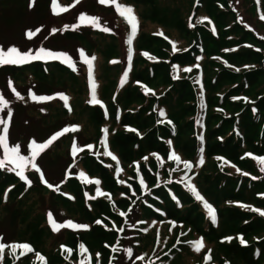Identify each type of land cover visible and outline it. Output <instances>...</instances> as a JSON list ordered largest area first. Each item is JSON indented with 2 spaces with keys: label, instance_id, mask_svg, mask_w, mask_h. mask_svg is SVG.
<instances>
[{
  "label": "rangeland",
  "instance_id": "1",
  "mask_svg": "<svg viewBox=\"0 0 264 264\" xmlns=\"http://www.w3.org/2000/svg\"><path fill=\"white\" fill-rule=\"evenodd\" d=\"M131 1L117 0L122 6L132 8L138 22L137 32L132 37L131 45H129L127 41L131 36V26L124 17L119 15L111 3L101 4L99 0H80L79 3H76V0H58L59 7H66L68 11L55 15L52 7L53 0H34V3L33 0H0V48L7 50L14 46L22 53L31 52L33 55L43 48L60 56L59 59L32 60L34 63L32 65L40 62L38 65L45 68L44 70L40 67V70L43 69V74L46 73L45 77L49 78L48 87L41 90L32 85L27 86L28 81L34 80L31 74L28 75L27 70H24L19 77L22 81H18L22 84L28 82L24 88L19 87L18 83L12 80L6 72L0 71V95H3L7 101V107L0 111V119L8 120V111L11 110V119L8 125L9 147L19 145L20 154L31 160L30 145L33 140L37 144H43L53 135L66 128L78 127L77 131H68L60 135L51 143L47 152L45 149L32 161L40 169V172L33 169L31 163L28 164L24 172L27 182L20 179L16 174L19 170L13 169V166L7 165L3 169L10 173L8 175L10 183L0 189V243L9 245L26 243L31 246L33 251L20 256V252L23 250L17 249L16 254L13 255L12 250L6 248L3 258L0 259V264H47L49 261L69 264H81V261L84 264H165L162 260L166 255L169 258L174 256L173 251L177 255L172 264H236L235 259L224 255L219 245L217 246L216 243L207 244L204 238L192 233L188 226H175V223H160L152 219L151 213H154V209H158L150 203L143 206L136 201L137 194L134 189H131L129 183L132 178L137 180L140 185V195L148 193L149 186L146 183L147 180L140 173V167L151 174H156L157 171L158 183H163L173 176L177 180L181 179L182 184L187 185L190 190L191 187H194L196 192L203 197V200L197 201L202 203L204 207L205 202H207L215 211L214 223L217 220V211L226 205L240 210L258 209L264 211V206L247 202L246 199L245 202L233 201L220 204V200L215 201L213 197H206L205 193L202 192L204 186L201 184L204 174L220 176L227 172L236 178L241 176L246 180L253 177L262 178L258 179L257 182L264 185V171L261 170L264 165L258 162V158L264 157V153L254 154L250 151L241 153L240 160L250 162L257 170L256 173L251 174L238 164L228 161L226 157L214 156L211 160L205 161L204 152L187 155L180 149L179 144L181 145L183 142L190 144V136L193 134L196 135V138L202 139L204 143L207 142L205 134L207 124L210 122L208 116L210 119L214 118L212 114L218 112L217 109L222 105L223 99L221 101V98L216 97L218 104L209 107L206 94L203 91L201 93L203 103L198 104V108L192 115L183 119L188 122L192 118L193 124L196 126L195 129H192V132H184L180 142L176 136L163 139L169 148L167 160L156 154H148L141 160L130 158L124 162L121 159V152L112 142L114 136L132 134L139 137L144 135L154 124L161 123V125L166 124L172 128L169 120H159L155 116V107L152 102L153 99L155 101L161 100L160 94L169 91V84L183 75L180 71L175 70L171 76H168L169 82L166 85H155L153 82L160 81L159 77L162 75L153 76V68L149 64L159 63L160 60L167 59L165 58L166 55L173 52L172 39L178 41L175 38L178 37L176 36L178 32H175L173 21L175 22L179 15L184 18L186 13L187 15L190 13L194 5L197 8V5L200 4V0H156L154 7L151 8V6L134 5ZM241 4L242 0H232L229 5L241 10L244 8ZM156 9L157 11H155ZM153 11L157 17L149 21L147 17H150V13ZM202 13L200 10L199 14ZM81 14L98 18V26L80 25L79 17ZM242 14L245 15L240 11V15ZM229 24L228 19L220 29L226 28ZM77 25L79 26L77 27ZM185 26L188 29L190 24L185 23ZM104 28L109 29V31H104ZM37 29L40 31L29 39L27 33L29 31L35 32ZM96 30H100L102 33L98 34ZM65 31L83 34L91 49L83 42L66 41L63 38ZM140 33H144L143 36L148 38L150 43H145L139 48L140 42L137 37ZM153 35H156V38H150ZM109 38H112L113 41H110ZM178 39L181 40L179 37ZM106 43L107 46L105 47ZM113 43L116 46L117 54L108 57L109 60L105 61L103 59L106 58L105 51ZM181 43V46L185 45L184 41ZM129 48H131L130 60ZM135 48L138 50L135 51ZM240 48L257 49L251 43L242 45ZM234 49L235 47L230 45L228 49L224 47L220 51ZM81 50L88 58L95 57L92 80L89 79L88 66L80 55ZM133 52L134 56H141L142 60L136 67H134L136 63L133 62ZM65 56L72 61L71 67L75 68V71L74 76L62 78V83L56 81L58 76L54 74L52 68L59 69L63 64H69L65 61ZM207 59L216 61L217 57L210 56ZM113 61L116 62L113 63ZM217 62L219 61L217 60ZM193 64L202 65H196L194 71L198 80H202V83L199 82L200 86L204 88V77H208L211 82L214 74L211 70L205 71L204 62L201 60L194 61ZM144 65L146 68H143ZM221 66L227 70L239 69L234 63H224ZM25 67L28 65L23 68ZM80 67L82 68L79 69ZM172 68L174 67H168V71L171 72ZM139 70L147 72L145 74L147 79L138 81L133 78L135 72ZM125 72H127V79L121 86ZM93 81L96 84V99L99 103L90 102L92 100L91 84ZM231 86L233 88L232 83H225L214 93L222 95ZM12 88L15 89V92L12 91ZM259 89L260 87L257 88V91ZM146 90L149 91L146 92ZM16 93H19V96L20 93L26 94L28 101L20 100ZM128 93L131 95L129 96ZM31 94H35L37 97H54V99L33 101ZM61 94L69 98L68 107L59 98ZM223 94L227 97L228 102H225L229 105L232 106L236 102L237 96L229 93ZM78 96L80 99L85 96L87 99L85 102L90 106L99 108L104 117L101 124L97 125L91 121L85 103H82L80 107L77 106L76 99ZM238 100L242 106L254 108L255 104L250 98L243 96L239 98L238 96ZM19 101L23 103L25 101V104L28 103V105H20ZM167 106L168 108L162 105L159 109L164 114L175 110L172 103H168ZM53 107L55 108L53 109ZM45 109H48L52 115H60L63 121H56L55 124L48 125L45 124V121L41 123L38 114H44ZM111 109L113 110L112 114L110 113ZM127 112L141 113L142 117H148L145 125L138 121L139 126L121 127L120 119ZM45 115L42 117H46ZM112 115L114 117L117 115L119 118L114 120ZM32 116L37 117L41 124ZM63 123H69V125ZM178 124L183 127L182 122ZM3 127L0 125V134H3ZM105 129L107 130L106 135ZM74 147L76 148L75 153L73 152ZM106 151L115 156L116 160H113L112 156L106 155ZM173 153L180 158L179 161L170 159ZM3 159L4 149L0 147V160ZM201 160L203 161L202 164L200 163ZM185 162L190 163L192 167L185 169ZM99 167L105 169L106 173L109 174L111 187L104 184L99 177ZM117 169L120 171L118 172ZM131 173L135 177H132ZM14 174L18 177V181L21 180L19 181L22 184L20 192H16L14 196L7 198L9 189L18 183ZM41 174H43V180ZM141 180L144 182L143 185L140 183ZM196 180L201 187L196 184ZM12 181L14 182L11 183ZM95 181H99V184H96ZM244 183H248L249 186L253 185V182L244 181ZM48 184L53 187L49 188ZM31 185L32 187L29 188ZM121 188H126L132 197L123 192ZM97 189L104 195H98ZM21 195L22 197L19 198ZM194 195L196 197L195 193ZM263 198L264 191H257L251 195L249 201ZM8 205L11 208L19 207L21 210V220L19 223H15L13 227L4 219V208L6 209ZM100 208L107 211L109 216L102 214ZM205 209L208 211L206 207ZM140 212L145 214L141 220L137 215ZM252 212L264 218L259 212ZM49 213L52 214L53 221L57 224L65 225L70 221L80 227H61L59 231H53L48 219ZM86 214L88 217H84ZM92 226L100 227L103 231L111 232L113 235L98 241L92 240L89 237ZM262 233L264 230L251 234L249 238H244L237 231H232V233L225 235L224 239L239 243L242 239L246 243V241L255 239ZM34 234L37 236L36 239L33 238ZM199 241H202L203 247L200 251H195L191 242ZM80 245H83L84 248L81 249ZM129 249L131 250L130 256L128 254ZM37 254L44 259L40 260Z\"/></svg>",
  "mask_w": 264,
  "mask_h": 264
},
{
  "label": "trees",
  "instance_id": "2",
  "mask_svg": "<svg viewBox=\"0 0 264 264\" xmlns=\"http://www.w3.org/2000/svg\"><path fill=\"white\" fill-rule=\"evenodd\" d=\"M154 1L157 2L156 0H132L131 2H133L134 5L151 6V8H153L155 5ZM231 2L232 0H200V4L197 5V8L194 7V5L188 15L186 13L184 18H181L179 15L180 18L178 16L176 17V21H173L175 32H178L176 36L181 38V40L175 37L178 40L176 41L168 35L174 43H171L173 52L166 55L165 58L167 59H162L159 63L149 64L150 67L152 66L153 68V76L158 74L162 75L159 77L160 81H152L155 85H166L169 82L168 76H171L175 70L180 71L181 75H183L169 84V91L167 90L163 94H160L161 100L158 99L159 101L156 100L158 101L156 102L153 97H151L155 107V116L159 118V120H169L172 124V128L166 124L161 125V123L154 124L144 135L139 137L132 134H118L114 136L112 142L121 152V159L124 162H127L130 158L141 160L148 154L159 155V157L165 160L168 157L169 148L168 145L163 142V139L176 136L178 142H180L184 132H192V129H195L196 126L193 124L192 118H190L191 120L188 122L183 119L186 116L192 115L198 108V104L203 103L201 99V93L203 91L206 94V101L209 107L218 104L217 102L220 98L221 101L223 99L222 105L217 109L218 112L212 114L214 118L210 119V116H208V121L210 122L207 124L205 134L207 142L204 143L202 139L196 138V135L193 134V136H190V144H188V142H183L181 145L179 144L180 149L187 155H193L195 152H204L205 161L211 160L214 156L226 157L228 161L238 164L248 173L254 174L257 172L253 164L248 161H242L239 157L243 151H250L254 154L264 153V19H261V16H264V0H242L241 5L244 8H241V10L229 5ZM200 10H202V14H199ZM155 11H157V9ZM155 11L150 13V17H147L149 21L156 19L157 14ZM240 11L245 15H240ZM228 19L230 24L226 28L220 29ZM185 23L190 24L188 29ZM96 32L98 34L102 33L100 30H96ZM103 33L105 34V32ZM143 34L140 33L137 37L140 42L139 48L145 43H150L148 38H145ZM63 35L66 41L83 42L91 49L90 44L85 41V36L83 34L65 31ZM150 38H156V35ZM109 39L113 41L112 38ZM186 39L187 41H185ZM181 41H184V46H181ZM151 43H153V41H151ZM248 43L255 45L257 49L240 48L242 45ZM230 45L235 47V49L220 51V49L224 47L228 49ZM106 46L107 43L105 47ZM137 50L138 49L135 48V51ZM114 54L116 55L117 53L116 46L113 43L109 45L105 51L106 58L103 59L105 61L109 60L107 58L114 56ZM210 56H216L219 62H217V60H208L207 58ZM199 60L204 62L203 67L206 68L205 71L211 70L214 74L211 79L212 83L208 77H204V88L200 86L199 82L202 83V80H198L197 74L194 71L196 65L202 66L200 64H193L194 61ZM141 61V56H134L133 62L136 63L134 67L138 66ZM224 63H234L239 69L238 71L224 69L221 66ZM29 64L32 65L34 63L30 61ZM29 64L3 65L0 66V71L6 72L12 80L18 83L19 87L24 88L29 82L27 86L32 85L39 90L47 88V81L49 78L45 77L46 73L43 74L45 68L38 65L40 62H36V65L32 66ZM26 65H28V67L23 68ZM171 66L174 68L169 72L168 67L171 68ZM40 67L44 70H40ZM61 68H52V70L54 69V74L58 76L56 81L63 83L62 78L74 76L73 67L69 64H65V66ZM65 68H67V70H65ZM81 68L82 67L79 69ZM143 68H146V66L144 65ZM184 69L191 70L184 71ZM24 70H27L28 75L31 74L34 80L25 82V84L18 82L22 81L19 77H21ZM135 73V76H133L134 79L138 81L147 79L145 76L147 72H145V70H139ZM225 83H232L234 89L231 86L223 93L237 96L236 102L232 106L227 103V97L224 96L223 93L222 95L214 93V91ZM259 87L260 89L257 91ZM128 95L130 96L131 93H128ZM238 96L239 98L243 96L253 100L255 104L254 108H249L245 105L242 106L238 100ZM20 97H23V99L20 100L25 99V101H28L26 94L20 93ZM254 97L255 99H253ZM86 100L85 96H82L81 99L78 96L76 99L77 106L80 107L82 103H85V108L89 111L91 121L97 125L101 124L104 117L99 108L90 106L85 102ZM25 101L24 103L19 101V104L27 106L28 103L25 104ZM168 103H172L175 110L170 113L168 109V114L161 116L160 112L162 110H160L159 107L164 105L168 108ZM54 108L55 107H53V109ZM110 113H113L112 109ZM30 114H32V112H30ZM44 114H46V117H42ZM44 114H38L40 115L38 118L41 123L45 121L46 125L55 124L56 121H63L60 115H52L48 112V109H45ZM134 114L131 112L124 114L122 119H120L121 127L126 128L130 125L139 126L138 121H140L142 125H145L148 117H142L141 113ZM50 117L51 119H49ZM33 118L37 120V117L34 116ZM118 118L117 115H115V117L112 115V119L117 120ZM179 122H182L183 127H180L178 124ZM63 124L69 125V123ZM47 151L48 148L45 152ZM47 155H49V153H47ZM3 169L4 168L0 169V189L10 183V179L8 178L10 173ZM140 173L144 176V179L147 180L146 183L149 186L148 193L140 195V185L138 181L133 178L129 180L130 187L134 189L137 194L135 198L136 201L140 202L143 206L150 203L158 209H154V213H151L152 219L160 223H175V226H188L192 233L204 238L207 244L211 245L216 243L217 246L219 245L224 255L235 259L236 264H264V233L260 234L255 239L246 241V243L224 239V236L228 233H232V231H237L239 234L243 235L244 238H249L251 234L262 232L264 230V218L259 217L250 210H240L226 205V207L217 211L216 224L212 221L208 211L202 206V203L197 201L194 193L187 185L182 184L181 179L177 180L172 176L165 182L158 183L157 171L156 174H151L143 167H140ZM131 175L135 177L134 174L131 173ZM14 177L15 179L17 178L18 181V177L15 174ZM99 177L104 184L110 187L112 186V184H110L109 174L106 173L105 169L100 167ZM258 179L262 178H247L246 180V178L241 176L236 178L234 175L228 174L227 172L220 176H213L207 173L204 174L203 182L201 183L204 186L202 192L205 193L206 197H213L215 201L220 200V204L233 201L245 202L247 200V202H251L255 205L264 206V198L261 200L249 201L254 192L264 191V185L258 183ZM19 181L16 183L17 186L14 185L9 189L7 198L14 196L16 192H20V186L22 184ZM244 181L253 182V185L249 186V184L244 183ZM13 182L14 181L11 183ZM196 184L200 186L197 180ZM31 187L32 185L29 186V188ZM121 190L128 196L131 195L127 192L126 188H121ZM22 195L19 198H21ZM100 209L102 210V214L109 216L107 211L102 208ZM4 210V219L10 226L13 227L15 223H19L21 220V210L19 207L14 206L11 208V206L8 205ZM137 215L139 220H141L145 214L140 212ZM84 217H88V214L84 215ZM111 235H113L111 232L103 231L100 227L96 226H92L89 232L90 239L95 241ZM33 238H37L36 234L33 235ZM173 253L174 256H170L169 258L166 255L162 261H164L165 264H172V261L177 255L175 251H173ZM47 264L69 263H54V261H49Z\"/></svg>",
  "mask_w": 264,
  "mask_h": 264
},
{
  "label": "snow or ice",
  "instance_id": "3",
  "mask_svg": "<svg viewBox=\"0 0 264 264\" xmlns=\"http://www.w3.org/2000/svg\"><path fill=\"white\" fill-rule=\"evenodd\" d=\"M80 0H76V3H79ZM34 3V0H33ZM99 3L101 4H108L111 3L115 6L117 12L119 13L120 16L124 17L127 22L130 24L131 26V36L128 38V44L131 45L132 43V37L135 36L136 32H137V28H138V22L136 20L135 15L133 14V10L130 7H125L122 6L121 4H119L117 2V0H99ZM53 14L55 15H59L61 12H66L68 11V8L66 7H59L58 5V0H53ZM261 19H264V16H261ZM79 22L80 25L83 24H91L93 26H98V18H94V17H89L85 14H81L79 17ZM79 25H77L78 27ZM67 27V26H66ZM104 31H109V29L104 28ZM40 29H37L35 32L33 31H29L27 33V36L29 39H31L33 36L36 35L37 32H39ZM55 31V30H54ZM81 57L84 60V63L87 64L88 66V72H89V79L92 80V73H93V61L95 60V57H91L88 58L87 56H85L84 52L81 50L80 52ZM145 55H147L145 53ZM47 58H51V59H59L60 56L57 54H54L50 51H46L45 49L41 48L39 49L34 55L31 52L28 53H22L19 49H17L16 47H10L7 50H4L3 48H0V66L3 65H22V64H26L29 63L32 60H42V59H47ZM151 59V57H149ZM65 61L69 63L70 66H72V61L65 56L64 57ZM131 59V48H129V60ZM116 61H113V63H115ZM73 70L75 71V68H73ZM191 69H184V71H190ZM238 71V69H237ZM127 79V72L124 73V78L121 81V86H123V83L125 82V80ZM10 86H11V82H10ZM91 89H92V100L90 102L92 103H99V101L96 99V84L93 81L91 84ZM12 91L15 92V89L12 88ZM149 90H146V92ZM17 97L20 99H23V97L19 96V93H16ZM60 99H62L65 103V106L68 107V97L64 96V95H60L59 97ZM31 99L33 101H45V100H51L54 99V97H37L35 94H31ZM0 111H3L4 108L7 107V101L4 99L3 95H0ZM70 110V108H69ZM160 115L163 116L164 113L163 111L160 112ZM11 119V110L9 109L8 111V120L5 119H0V125H3V134H0V147H3L4 149V159L0 160V169L5 168L7 165H11L13 166V169H18L19 171L16 172V174L20 177L21 180H25L27 182V177L25 176L24 172H25V168L28 166V164L31 163V167L33 169H35L37 172H40V169L37 167V165L35 163H32L33 160H35V158L37 156H39L45 149H47L51 143L53 141H55L60 135H63L65 132L68 131H77L78 127H73L71 129H64L62 132L57 133L55 135H53L46 143L43 144H37V142L35 140H33L31 142V160H29V158L23 156L20 154V146H14V147H9V140H8V125H9V121ZM105 135L107 134V130H104ZM91 147V146H89ZM76 148H73V152L75 153ZM106 155H110L112 156V154L110 152H105ZM251 155V154H248ZM113 160H116L115 156H112ZM170 159L172 160H176L179 161V157L173 153L172 156L170 157ZM258 162L261 165H264V157L262 158H258ZM200 163L202 164L203 161L201 160ZM225 163H227L225 161ZM192 167V165L190 163L185 162L184 164V168L185 169H190ZM233 167H235L233 165ZM262 171H264V167L261 168ZM117 171L119 172L120 169H117ZM237 171H240L239 169H237ZM83 175V174H81ZM244 175H247V173H244ZM41 179L43 180V174H41ZM253 179H256L255 177H253ZM45 183H47V181H44ZM30 183V182H29ZM96 184H99V181H95ZM140 183L143 185V180L140 181ZM49 188H52L53 186L51 184H48ZM189 187H191V185H189ZM191 190L196 194V199L197 200H203V197L199 195L198 192H196L194 187H191ZM97 193L98 195H104L103 193H101L99 191V189H97ZM241 207H247L245 205H240ZM205 207L208 209V213L209 216L211 217L212 221L215 222V211L211 208L210 205L207 204V202H205ZM254 212H259L260 215L264 216V211L258 210V209H251ZM121 215H123V213H121ZM48 219L51 222V226L53 231H59V229L61 227H72V228H77L80 227L78 225L73 224L72 222H68L65 225H60L57 224L53 221V217L52 214L49 213L48 214ZM97 223H100V221H97ZM193 245V248L195 251H200L201 248L203 247V243L202 241L199 242H191ZM241 243H244V241L241 239ZM63 247V246H62ZM81 249L84 248L83 245H80ZM6 248H10L12 250V254L15 255L16 254V250L17 249H21L23 251L20 252V256L26 255L28 252H32L33 249L31 248L30 245L26 244V243H22V244H5V243H0V259L3 258V254ZM70 251V250H69ZM86 251V250H85ZM128 254L129 256L131 255V250H128ZM38 258L40 260H43L44 258L42 256H39ZM18 258V257H17ZM142 259V257H141ZM207 260V257H206ZM81 264H84L83 261H81Z\"/></svg>",
  "mask_w": 264,
  "mask_h": 264
}]
</instances>
